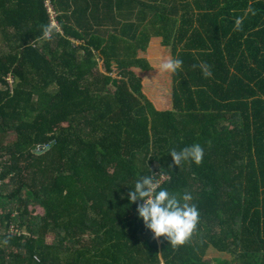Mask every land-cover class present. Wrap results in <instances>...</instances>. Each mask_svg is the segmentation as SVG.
Returning <instances> with one entry per match:
<instances>
[{
    "label": "trees",
    "instance_id": "1",
    "mask_svg": "<svg viewBox=\"0 0 264 264\" xmlns=\"http://www.w3.org/2000/svg\"><path fill=\"white\" fill-rule=\"evenodd\" d=\"M49 1L0 0V264H264V0ZM151 172L182 246L126 198Z\"/></svg>",
    "mask_w": 264,
    "mask_h": 264
},
{
    "label": "clouds",
    "instance_id": "2",
    "mask_svg": "<svg viewBox=\"0 0 264 264\" xmlns=\"http://www.w3.org/2000/svg\"><path fill=\"white\" fill-rule=\"evenodd\" d=\"M240 23V19L235 21L237 27ZM181 65V59L170 58L162 67L166 71H176ZM201 70L204 76H211L207 65L202 64ZM203 151L199 143H193L179 151L172 149L169 155L176 166L182 161L199 164ZM160 175L161 173L156 175L151 172L149 175L140 176L130 187L126 198L130 204H136L137 218L151 231L154 238L163 237L173 247L182 246L197 228L199 211L192 203L193 196L190 192H170L161 186Z\"/></svg>",
    "mask_w": 264,
    "mask_h": 264
},
{
    "label": "rangeland",
    "instance_id": "3",
    "mask_svg": "<svg viewBox=\"0 0 264 264\" xmlns=\"http://www.w3.org/2000/svg\"><path fill=\"white\" fill-rule=\"evenodd\" d=\"M55 26H57V23L55 22ZM11 82H14L13 77L11 78ZM30 210H33L36 214L38 215H42L44 212L41 208L39 207H31ZM211 251H213V249H211ZM209 257L215 258V257H219L221 259H230V256H227L226 253H221V252H217L216 249H214L213 252L210 253Z\"/></svg>",
    "mask_w": 264,
    "mask_h": 264
},
{
    "label": "built area",
    "instance_id": "4",
    "mask_svg": "<svg viewBox=\"0 0 264 264\" xmlns=\"http://www.w3.org/2000/svg\"><path fill=\"white\" fill-rule=\"evenodd\" d=\"M46 7H47V9H48V12H49L51 18H52L53 25L55 26V21H56V17H57V15L55 14V12H54V10H53V7H52V5H51V2H50L49 0H47V2H46ZM163 180H165V178H163ZM0 182H1V181H0ZM10 233H14V234H17V235L21 234V233H20V230H19L15 225H13V226L11 227Z\"/></svg>",
    "mask_w": 264,
    "mask_h": 264
},
{
    "label": "water",
    "instance_id": "5",
    "mask_svg": "<svg viewBox=\"0 0 264 264\" xmlns=\"http://www.w3.org/2000/svg\"><path fill=\"white\" fill-rule=\"evenodd\" d=\"M49 148H50V146L48 145V146H47V149H49Z\"/></svg>",
    "mask_w": 264,
    "mask_h": 264
}]
</instances>
